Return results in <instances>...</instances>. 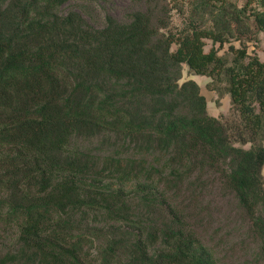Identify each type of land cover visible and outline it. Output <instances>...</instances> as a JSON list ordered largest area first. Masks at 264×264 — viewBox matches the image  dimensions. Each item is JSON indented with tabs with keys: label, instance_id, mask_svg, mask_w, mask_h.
Here are the masks:
<instances>
[{
	"label": "trees",
	"instance_id": "obj_1",
	"mask_svg": "<svg viewBox=\"0 0 264 264\" xmlns=\"http://www.w3.org/2000/svg\"><path fill=\"white\" fill-rule=\"evenodd\" d=\"M76 1L0 0V264H232L228 225L264 263V0Z\"/></svg>",
	"mask_w": 264,
	"mask_h": 264
},
{
	"label": "rangeland",
	"instance_id": "obj_2",
	"mask_svg": "<svg viewBox=\"0 0 264 264\" xmlns=\"http://www.w3.org/2000/svg\"><path fill=\"white\" fill-rule=\"evenodd\" d=\"M173 6V10H171V15L169 17V24L172 28H181V25L183 23V18L187 11V4H183V10L178 11V8L174 6V3H170ZM70 6L77 7L79 10H87L89 12V19L91 23L100 22L101 17L103 15V11L101 8L98 7V0H77L76 2H69L64 6V9L66 10ZM124 1L118 0L115 4V16H121L124 13ZM211 40H206L205 44L203 46V51L207 52L210 48ZM240 44V41H231L230 43H224L221 45H218L217 43L213 44L212 47L216 49L217 54L225 56V58L230 62L233 58V55L229 52L228 46L238 48ZM245 48L247 54L253 55L256 54L258 56V59L261 62H264V35L262 33H257L255 39H249L245 43ZM184 79H192L196 84L199 85L201 94L206 99V105H205V112L209 116L217 117L221 120L226 121L227 119L234 120L235 117L234 113L231 110L230 104H229V94L224 91L225 83L218 82L216 78H208L205 76H200L199 74H194L189 71L186 64H182V71L181 76L179 79V83L182 82ZM81 146L86 147L89 150L96 149L98 151L99 146H101L98 142V140H80L78 141ZM248 146V145H246ZM95 151V152H97ZM99 151H102L101 149ZM262 178H263V186L262 189L264 191V163L262 165ZM226 198V197H225ZM226 229L229 232L231 245H233L234 251L231 254L230 261L232 264H264L261 259H259L258 255L254 254V251L252 249V242L249 243V245L243 246L238 245L239 238H235V236L238 235V231H236L235 227L236 225H228ZM250 239H247V242H250Z\"/></svg>",
	"mask_w": 264,
	"mask_h": 264
}]
</instances>
